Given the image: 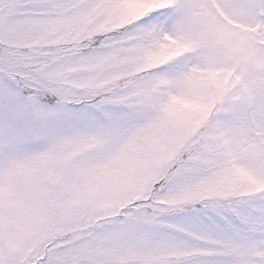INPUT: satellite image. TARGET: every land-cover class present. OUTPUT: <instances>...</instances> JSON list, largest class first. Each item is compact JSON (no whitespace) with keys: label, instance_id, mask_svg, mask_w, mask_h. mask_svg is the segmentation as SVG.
Wrapping results in <instances>:
<instances>
[{"label":"snow or ice","instance_id":"snow-or-ice-1","mask_svg":"<svg viewBox=\"0 0 264 264\" xmlns=\"http://www.w3.org/2000/svg\"><path fill=\"white\" fill-rule=\"evenodd\" d=\"M0 264H264V0H0Z\"/></svg>","mask_w":264,"mask_h":264}]
</instances>
